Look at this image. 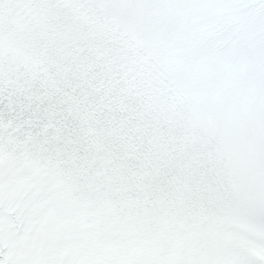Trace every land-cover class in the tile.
Wrapping results in <instances>:
<instances>
[{
  "label": "snow or ice",
  "instance_id": "1",
  "mask_svg": "<svg viewBox=\"0 0 264 264\" xmlns=\"http://www.w3.org/2000/svg\"><path fill=\"white\" fill-rule=\"evenodd\" d=\"M0 264H264V0H0Z\"/></svg>",
  "mask_w": 264,
  "mask_h": 264
}]
</instances>
